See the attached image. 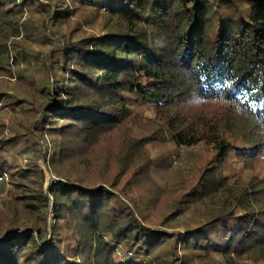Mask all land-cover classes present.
Listing matches in <instances>:
<instances>
[{"label": "trees", "instance_id": "1", "mask_svg": "<svg viewBox=\"0 0 264 264\" xmlns=\"http://www.w3.org/2000/svg\"><path fill=\"white\" fill-rule=\"evenodd\" d=\"M70 4L102 13L101 30H63ZM0 23V69L41 67L46 97L23 132L0 139V185L6 176L11 189L37 183L36 194L16 195L35 217L0 220V264H175L174 237L151 231L119 187L149 168L143 138L124 140L113 175L100 164L67 166L140 108L153 109L175 145L210 151H189L195 183L184 195L201 198L206 218L181 238L184 263L264 257V174L255 167L264 161V0H0ZM21 29L45 49L15 41ZM0 101L33 111L2 92ZM40 162L57 179L51 254L39 243L49 205Z\"/></svg>", "mask_w": 264, "mask_h": 264}, {"label": "rangeland", "instance_id": "2", "mask_svg": "<svg viewBox=\"0 0 264 264\" xmlns=\"http://www.w3.org/2000/svg\"><path fill=\"white\" fill-rule=\"evenodd\" d=\"M217 3L219 2L215 4ZM69 6L75 8L72 4ZM101 14L95 12L93 8L77 7L74 9L72 19L64 25L63 30L75 28L78 23L80 29L86 33L99 32L104 24ZM27 18L28 15L24 14L23 20ZM0 25L5 26L1 23ZM0 32H3L2 27H0ZM19 33L20 36L14 38L15 41L23 40L21 42L27 44L34 52L45 49L42 45L43 41L39 39L34 41L30 37L22 38L24 35L22 29ZM46 56L45 61H47ZM41 71V67H31L29 69H7L4 67V69H0V92H2V96L18 98L21 100L20 102H26V104L33 107V111L15 113L7 103L0 101V139H5L14 133L23 132L25 126L29 125L35 118L36 108L46 99L36 87V79L40 78ZM38 84L45 83L40 81ZM142 138L146 142L145 148L149 155V168L144 171V174L139 175L138 184L120 185L119 187H123L127 195L134 200L136 207L142 209L147 217L146 226L151 231L155 233L168 232L174 237V242L168 245L172 247V255L175 254V249L177 251V257H174L175 264H264V257L254 259L247 255L243 257L231 255L230 258H223L215 254L201 258L190 256L189 263H184L182 251L180 250L181 238L185 235L187 229L194 228L198 221L206 218L205 207L200 201L201 198L196 197V199L191 198L190 200L187 195H184L195 183V168L192 164L194 159L189 151H192L191 149H199V151L202 149V154H209L210 151L203 150L202 144L195 145L193 148L191 146L188 149L183 145H175L163 123L154 115L153 109L140 108L134 110L119 127L84 149L82 154L76 156V161L67 163V166L74 168L85 166L91 170L94 165L100 164L101 167L103 165L106 174L113 175L118 172L119 162L125 157L126 147L124 142L126 143L129 140L131 143H135L136 139ZM125 139L126 141H124ZM22 156H20V159ZM134 158V160H131L132 163L136 161V157ZM20 161L21 164H24L26 158ZM40 164L44 171L45 188L47 184L51 185L53 183L55 177L50 171L45 170L43 162H40ZM255 167L260 175L264 174L263 160L257 161ZM135 180L134 178L130 179L131 182ZM4 182L0 185V220L5 219L6 216H13L18 221L28 218L33 219L37 214L36 208L30 207L29 210L31 211H29L25 203L18 200L16 195H23L25 192L36 194L37 183L25 181L20 189H11L13 186L9 184L8 176L5 177ZM52 203V200L49 199L44 241H39L37 230L32 228L33 234L36 235L37 240L45 248L47 254L55 251H51L54 243L52 234L56 220ZM128 204L134 209V203L131 200L128 201ZM146 264L156 263L152 259L146 261Z\"/></svg>", "mask_w": 264, "mask_h": 264}, {"label": "water", "instance_id": "3", "mask_svg": "<svg viewBox=\"0 0 264 264\" xmlns=\"http://www.w3.org/2000/svg\"><path fill=\"white\" fill-rule=\"evenodd\" d=\"M44 168H45V170H46L47 172H49V170H48V168H47L46 165H44ZM49 187H50V185L47 184L46 187H45V191H46V194H47V196L49 197V199L52 200L51 196L49 195ZM52 202H53V201H52ZM52 204H53V203H52ZM28 231H29V232H32L33 229H32V228H28L25 232H28Z\"/></svg>", "mask_w": 264, "mask_h": 264}, {"label": "built area", "instance_id": "4", "mask_svg": "<svg viewBox=\"0 0 264 264\" xmlns=\"http://www.w3.org/2000/svg\"><path fill=\"white\" fill-rule=\"evenodd\" d=\"M5 175V174H4ZM2 178L3 176L0 175V183L2 182ZM57 179L54 178V181L53 182H56Z\"/></svg>", "mask_w": 264, "mask_h": 264}]
</instances>
